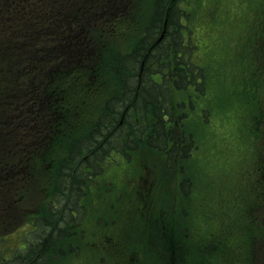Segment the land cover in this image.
I'll return each instance as SVG.
<instances>
[{"label": "rangeland", "instance_id": "374dc122", "mask_svg": "<svg viewBox=\"0 0 264 264\" xmlns=\"http://www.w3.org/2000/svg\"><path fill=\"white\" fill-rule=\"evenodd\" d=\"M156 5H158V0H149L143 5L142 10L146 11V15H149L153 10L152 7ZM186 7L187 12L196 9L192 3H188ZM259 13L244 8L239 0H209L206 4L203 3L192 17L188 15L189 18L186 20L194 33L193 38L187 43L199 45L198 48H193V53H188V59L202 68L199 79L202 81L201 83L205 84L206 90L205 93L193 90L173 93L175 90L173 86L170 93H167L170 96V106L175 116L174 121L178 125L177 130L173 128L176 136L177 138L186 136L188 139L185 140V145L191 143L192 146L186 150L187 155L190 152L196 153L191 166H189L188 158L184 157L177 164L171 163V168L169 165L163 170L165 192L162 203L168 197L169 193L167 192L170 190L171 183L175 181L171 169L180 172L181 176L187 177L190 174L198 182V188L195 190L198 206H193V209L181 207L182 209H178L176 217L182 224L185 221L184 226L189 225V234L193 233V237L188 240V243L204 240L206 246L216 242L220 249V241L225 238V248L217 257L214 256L215 259L210 260L209 264H252L247 258V252H244L253 247L254 242L248 244L252 237L255 239L260 237L255 245L257 251L259 252L260 248L264 249V181L259 183L257 180L258 177L260 179L261 169L264 167V76L261 78L259 74L263 62L258 63L257 51L249 50L252 40L243 35L261 18L264 21V14L261 16ZM124 26L123 31H127V33L122 32L118 36L120 43H127L131 39L139 38L138 32H141V29L137 32L136 27ZM262 26L263 24H258L253 30L252 37L254 39H257L260 34L258 30ZM116 40L114 37L112 45L117 46L114 44L115 42L119 43ZM245 41L248 42L244 43ZM258 43L261 42H257V45ZM78 44H82V41ZM114 53L117 54L115 56H118V50H115ZM142 61L143 69L137 71L140 80L145 71L144 57ZM154 63L157 64V62ZM110 71L111 68L105 70L104 73L108 78H110L108 75ZM166 72L167 70L163 66L159 73L160 78H157L161 83ZM18 74L20 75V73ZM164 79L168 81L169 78L166 76ZM10 80H12V76L9 70L0 71V89L5 87L4 83L13 88L5 87L0 93L10 99L13 98V102L8 104L5 110H2L4 115H0V120H15L23 126V124H27L25 120H29V117L26 118L27 110L30 116L34 114L37 110V104L34 101L41 100L42 95L35 87L32 90H24L25 93H29L28 99L32 100L27 102L28 109H25L24 115L21 116L17 99V94L20 97L21 92L14 84H11ZM20 85L18 84V86ZM101 86L104 88L101 91L102 95L105 85ZM110 86L113 91L112 97H115L114 89L117 85L111 81ZM200 87L202 89L203 85ZM98 90L95 91L96 95H99ZM182 101L186 105L189 103V107L184 106ZM247 101L248 103H246ZM110 104L111 99L104 104L103 109L107 110ZM165 104V109H168L169 103ZM124 109H122L121 116L124 114ZM258 118L261 120L259 124H257ZM172 122L169 128H172ZM22 129L25 139L30 136L34 137L35 128L31 125L29 129L23 127ZM119 129L121 128L119 127ZM120 133L124 142H128V139L132 138V135L123 129ZM131 147V151L136 153L139 158L147 160L146 163H159V167L155 169L162 172L161 162L168 159L167 153L154 151L143 143H136ZM111 150L119 153L121 146H113ZM137 167V161L130 159L128 162H121L119 168L125 169L116 168V173L109 171L108 174L113 177L114 190L120 194L124 190L133 198L137 190L136 180L140 176L145 178L144 180H148L149 184L145 185L149 190H153L155 177L152 171L147 172L145 167L143 171H138ZM63 168L67 170V167L63 166ZM48 169L42 166V171L45 174L49 173ZM62 169L58 171L59 177L55 174L56 180L65 176L66 171ZM18 174H21V171ZM80 175L79 173L78 176ZM23 181L24 178H22ZM90 183L92 190L100 186L96 182ZM38 187L42 188L40 185L31 186V190L37 192L34 197L35 203H38L42 197ZM30 194L32 193H28L26 197ZM107 194L101 197L95 194L89 198L88 205H86L84 245L88 248L87 252L90 253V257L85 256L87 252H81L70 242L67 245L72 247L70 250L73 254L71 256L61 254L52 264H96L90 259L95 258V252L92 251L96 249L99 253L100 247H97L99 244L101 249L114 245L113 242L106 240L107 237L117 241L119 246L123 244L117 235L122 234L126 225V214L123 212L125 208L123 206L121 208V203L117 201L115 205L111 200H104L107 198ZM15 196L17 195L15 194ZM29 198L32 199L31 196ZM86 201L87 198H84L85 204ZM59 202H56V207ZM79 203L80 199L78 198L77 206L82 204ZM75 210L81 212L80 208H75ZM179 210L182 211L181 215ZM132 212H129L128 220L131 223V230L135 231V227L139 225L142 218L138 220L135 218V213ZM144 215H147V211ZM111 220L115 221L114 225L109 223ZM104 221H107V224H102ZM92 244L96 246L94 249L91 248ZM9 251L11 250L9 249ZM8 256H11L10 252ZM208 258H212V256L209 255Z\"/></svg>", "mask_w": 264, "mask_h": 264}, {"label": "trees", "instance_id": "16d2710c", "mask_svg": "<svg viewBox=\"0 0 264 264\" xmlns=\"http://www.w3.org/2000/svg\"><path fill=\"white\" fill-rule=\"evenodd\" d=\"M139 1L122 0L116 3L114 9L109 0H0V71L3 72L5 69L10 71L12 76L10 82L17 89L32 90L33 87L38 89L39 94L42 95L41 98H45L44 101L39 102V105H43L42 109L39 106L41 109L39 113H49L47 109L49 105L57 111L61 110V107L57 105V100L58 103L63 102L64 99L71 103L74 100V107L72 105L73 108L64 110L62 115L66 119H71L70 121L75 124L79 123L82 129L90 127L89 112L82 110L80 105L86 101V95L76 93L77 90L74 87L77 81L74 79L73 72L83 67L86 68V66L91 67L98 58L101 61L97 62L96 67H103L106 70L111 68L110 74L108 73L110 78L105 76V71L102 70L96 71L95 75L102 77L101 80L107 84H110L111 81L115 83L117 85L114 89L116 96L111 98V104L107 110H104L98 124L94 126V129H91L93 132L84 139L73 143L69 153H66L67 157L63 160L68 164L67 170H64L67 173L66 179L72 177L73 170L76 169L77 179L83 183L85 181L82 180L83 170H90V167L99 165L109 149L116 145L122 146L125 143L120 133L121 129H118L122 109L125 107L129 108L127 125L129 134L132 135V138L128 139L129 146L143 143V145L167 151V146L172 144V151H168L170 152L168 153L169 158L175 154L174 150L176 152L179 150L178 147H183L182 155H186V150L192 146L191 143L184 144L188 139L186 136L177 138L174 129L164 126L161 107L166 105L165 103L168 104V91L164 87L159 88L155 85L157 82L155 74L156 72L161 73L163 66L167 72H171L172 53L176 63L172 72L177 88H188L195 83V77L201 75L200 70L198 72L197 69H193L195 67L186 61L191 50L190 44L187 43L191 38H187L191 29L180 20L181 16H184L185 20L188 17L185 11L180 13L177 4L172 7L167 34L161 44L146 59L144 76L141 80L137 71L140 69L147 48L161 34L166 7L170 0H158V5L152 7V12L147 16L149 20L146 26L139 25L143 32L140 38L136 39L131 53H120V56H113V58L90 55L95 48L98 50L103 47L107 48L110 36L102 33L108 32L106 30L108 24L112 23L115 27L119 22H123V19L133 18ZM145 1L143 0V2ZM186 1L190 2L191 0ZM201 2L202 0H192V3L197 6H200ZM124 6L127 8L126 13L120 18L117 11L125 8ZM256 7L262 10L264 2L262 1L261 5H253L251 8L256 10ZM262 19L255 26H251L249 31L253 32L258 24H263L264 28ZM113 30L116 32V29ZM182 32L186 35L187 42ZM260 35H264V33ZM79 40L82 41V44H78ZM258 41L260 40H256L254 44ZM261 56L264 58V52ZM156 67L159 68L156 69ZM259 74L263 78L264 69H261ZM166 76L170 75L165 74L163 78ZM162 82L167 83V80L163 79ZM18 84L21 85L18 86ZM196 84L199 91H202L201 80H198ZM4 86L12 88L6 83ZM50 86L52 89L48 93L47 87ZM5 87L0 89V93ZM4 97L5 99L0 96V104H2V100H5L3 110L13 102V98ZM9 97H11L10 94ZM78 105L79 107L75 108ZM28 106L29 104L26 102L25 107L28 108ZM22 108L23 106H20V110ZM36 114L29 118V122L25 120L27 124L25 123L23 126L13 121L7 123L0 121V170L4 172L0 179V185L3 192L17 183L14 171L25 170L30 152L45 140V136H43L45 121L38 118L37 112ZM31 119L32 127L35 128L34 137L30 136L25 139L22 127L29 129ZM259 123H261L260 118L257 119V124ZM49 130L51 129L49 128ZM53 139L56 140V137L49 131L48 141ZM102 140L104 143L100 146ZM60 142L63 143L61 140H57L56 143ZM67 143L69 141L63 145H67ZM32 146L34 147L32 148ZM89 147L92 150H89ZM84 155L86 157L82 159ZM78 161L85 163H82V166L73 167V164ZM261 171L263 178L259 179L258 177L259 183L264 181V167ZM79 173L80 176H78ZM186 178L181 183V187L187 191L185 197H188V206H192L196 201L195 186L189 176ZM56 217L57 215L50 221H44L43 226L48 229V234H45L43 230L40 231L39 238H35L34 243L29 245L26 251H15L11 248L9 249L12 252L1 251L0 264L55 263L57 257L65 251L67 252L65 249L70 247L67 245V229L61 228L59 231L55 227ZM68 218L70 217L68 216ZM257 238L249 239L248 244L254 242L253 247L244 252H247V258L252 264H264V249L260 248L258 252L255 247L260 237ZM182 240L186 242V239L182 238ZM220 244L221 247L218 249L219 245L216 242L206 246L203 240L187 243L184 249L185 252L187 251L186 257L189 259L187 264H209V261L215 259L214 256L217 257L225 248L223 240L220 241ZM9 252L10 257L8 256ZM209 255L212 258H208Z\"/></svg>", "mask_w": 264, "mask_h": 264}, {"label": "flooded vegetation", "instance_id": "af4514ba", "mask_svg": "<svg viewBox=\"0 0 264 264\" xmlns=\"http://www.w3.org/2000/svg\"><path fill=\"white\" fill-rule=\"evenodd\" d=\"M71 197H72V195H70V198H71ZM75 197H77V196H76V195H73V198H75ZM63 198H64V200H65L66 198H69V196H66V195H65Z\"/></svg>", "mask_w": 264, "mask_h": 264}]
</instances>
